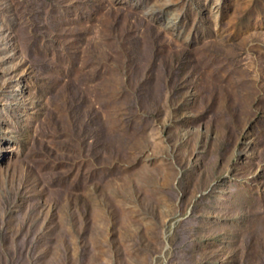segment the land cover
<instances>
[{
    "label": "rangeland",
    "instance_id": "1",
    "mask_svg": "<svg viewBox=\"0 0 264 264\" xmlns=\"http://www.w3.org/2000/svg\"><path fill=\"white\" fill-rule=\"evenodd\" d=\"M0 264H264V0H0Z\"/></svg>",
    "mask_w": 264,
    "mask_h": 264
}]
</instances>
